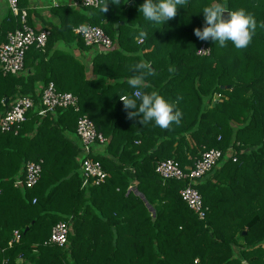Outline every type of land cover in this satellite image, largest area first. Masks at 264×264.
<instances>
[{"label": "trees", "instance_id": "trees-1", "mask_svg": "<svg viewBox=\"0 0 264 264\" xmlns=\"http://www.w3.org/2000/svg\"><path fill=\"white\" fill-rule=\"evenodd\" d=\"M101 1L51 5L59 22L44 26V50L30 47L17 74L0 70V117L16 98L34 100L18 128L0 132V264H264V0ZM223 5L236 29L220 24ZM18 8L30 24L39 12L29 0ZM79 24L101 27L112 46L86 45ZM21 25L8 6L0 43ZM49 82L78 110L41 116ZM82 114L107 138L93 154L106 178L83 187ZM210 148L223 155L196 181L208 208L199 219L179 194L187 182L156 166H192ZM30 160H41L39 180L15 185ZM58 221L71 227L64 246L47 243Z\"/></svg>", "mask_w": 264, "mask_h": 264}, {"label": "built area", "instance_id": "built-area-1", "mask_svg": "<svg viewBox=\"0 0 264 264\" xmlns=\"http://www.w3.org/2000/svg\"><path fill=\"white\" fill-rule=\"evenodd\" d=\"M6 2L14 15L20 13L22 25L21 28L9 31L6 40L0 43V70L3 74H17L23 70L26 52L30 47L34 46L44 50L50 36V29L37 23H28L27 11L19 10L18 0H6ZM101 2V0H69L68 4L72 7H98ZM51 3L53 6L59 4L58 0H51ZM73 31L82 38L86 45L104 49L112 46L109 35L97 25L79 24ZM138 41L141 42L142 39L139 38ZM209 52L210 48L205 44H201L197 50L198 55H208ZM133 94L139 97L140 92L135 90ZM123 99L125 96L121 97V100ZM77 102V97L71 92L58 91L53 82H49L41 87V108L38 113L44 116L58 107H73L78 110ZM33 105L34 100L30 96L16 98L5 114L0 117V132L18 128L20 123L26 119L27 110ZM75 130L80 141L81 186L98 185L106 178V171L100 160L93 155L95 153L93 146L96 142L105 143L107 138L96 129L94 122L87 114H82L77 118ZM222 155L221 150L210 148L202 152L192 166L182 168L178 161L171 158L160 161L156 166V171L163 178H174L187 182L180 188L179 194L199 219L206 217L208 208L204 206L201 194L195 187L196 181L216 166ZM24 170V177L16 179L15 185L34 186L40 178L41 160L27 161ZM35 200L34 198L33 202ZM70 230L71 227L66 221H58L52 226L47 243L64 246L68 241ZM19 238L20 232L16 229L13 231V238L9 244L18 241Z\"/></svg>", "mask_w": 264, "mask_h": 264}, {"label": "crops", "instance_id": "crops-1", "mask_svg": "<svg viewBox=\"0 0 264 264\" xmlns=\"http://www.w3.org/2000/svg\"><path fill=\"white\" fill-rule=\"evenodd\" d=\"M63 1L68 2L69 0H58L59 3L60 2L62 3ZM51 5H52V3L48 2V0H47V2H45L44 0H29V6L33 9H36L39 11L38 13L32 12L31 23H34V24L37 23L41 26H48V27L51 23H58L59 22L58 19L50 11L49 7ZM7 7H8V4H7L6 0H0V17L2 16L3 13L6 12ZM56 46L63 48V44H61L60 42H58L56 44ZM89 52L92 53L93 49H90ZM77 141H79V138H77ZM93 148H94L95 152L102 151V150L104 151L103 147H100L99 145H96V146L94 145ZM214 176H215L214 174L209 175V180L211 182H214ZM236 187H238V186H236ZM129 189H135V185H130ZM249 189H254V188L250 187ZM140 196L142 199H144L146 205L151 210L152 216H154V210L147 203V201L144 198V195L140 193ZM262 209L264 210V208H262ZM263 246H264V243H263Z\"/></svg>", "mask_w": 264, "mask_h": 264}, {"label": "water", "instance_id": "water-1", "mask_svg": "<svg viewBox=\"0 0 264 264\" xmlns=\"http://www.w3.org/2000/svg\"><path fill=\"white\" fill-rule=\"evenodd\" d=\"M220 24H231L233 28L236 29L235 24L233 23V19L231 16V12L225 8V5L222 6L221 14H220ZM118 24H116L117 26ZM8 97L5 98L4 102H6ZM26 229H28L26 227ZM244 264H249L247 261H244Z\"/></svg>", "mask_w": 264, "mask_h": 264}, {"label": "rangeland", "instance_id": "rangeland-1", "mask_svg": "<svg viewBox=\"0 0 264 264\" xmlns=\"http://www.w3.org/2000/svg\"><path fill=\"white\" fill-rule=\"evenodd\" d=\"M45 2H47V0H44ZM48 2H50L51 3V0H48ZM75 54H77V52H75Z\"/></svg>", "mask_w": 264, "mask_h": 264}]
</instances>
